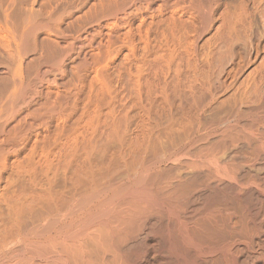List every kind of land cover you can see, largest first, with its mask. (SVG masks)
<instances>
[{
    "label": "bare ground",
    "instance_id": "6f19581e",
    "mask_svg": "<svg viewBox=\"0 0 264 264\" xmlns=\"http://www.w3.org/2000/svg\"><path fill=\"white\" fill-rule=\"evenodd\" d=\"M0 264H264V0H0Z\"/></svg>",
    "mask_w": 264,
    "mask_h": 264
}]
</instances>
